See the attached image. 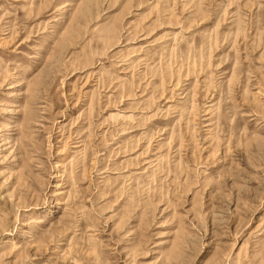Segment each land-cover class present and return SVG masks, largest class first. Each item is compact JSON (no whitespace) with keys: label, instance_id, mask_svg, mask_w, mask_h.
Here are the masks:
<instances>
[{"label":"rangeland","instance_id":"1","mask_svg":"<svg viewBox=\"0 0 264 264\" xmlns=\"http://www.w3.org/2000/svg\"><path fill=\"white\" fill-rule=\"evenodd\" d=\"M0 264H264V0H0Z\"/></svg>","mask_w":264,"mask_h":264}]
</instances>
